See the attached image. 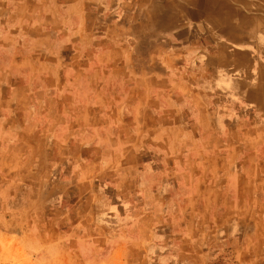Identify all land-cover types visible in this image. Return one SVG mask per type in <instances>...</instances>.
<instances>
[{"label":"crops","instance_id":"0c3cea01","mask_svg":"<svg viewBox=\"0 0 264 264\" xmlns=\"http://www.w3.org/2000/svg\"><path fill=\"white\" fill-rule=\"evenodd\" d=\"M243 1L0 0V259L208 264L233 225L264 247V1ZM172 185L215 204L173 210Z\"/></svg>","mask_w":264,"mask_h":264},{"label":"rangeland","instance_id":"374dc122","mask_svg":"<svg viewBox=\"0 0 264 264\" xmlns=\"http://www.w3.org/2000/svg\"><path fill=\"white\" fill-rule=\"evenodd\" d=\"M32 138V137H31ZM35 139V141H39V137H33ZM50 138V137H49ZM1 144L4 143V140L0 141ZM5 144V143H4ZM23 154V153H21ZM158 155L160 156L159 159V163L161 164V167L166 166L165 164V158L166 157V153L163 152H158ZM23 158V157H22ZM48 159L53 163L55 162L53 157H52V153L50 155H48ZM55 168H49L48 172L51 175V171L53 172V178L52 180H55L56 177L58 178H65L69 176V167H65V168H58L56 171L54 170ZM205 169L203 167H199L196 169H187L186 170V174H191V172H196L198 173V175H203L205 174ZM184 167L183 164L180 162H176L175 167H171L170 169L166 170L165 167L161 168V173L163 172L164 175H167L168 172H170V175H173V177H182L184 174ZM82 179V178H81ZM84 182L85 180L82 179ZM96 184H92V183H82V182H77V183H72L71 187L69 190H74V191H80L83 190L87 191L90 190L92 191L94 188V190L96 192H103L106 190L108 183L105 182L104 180H96ZM175 190L179 191L178 189H180V196H178L176 199L171 200V201H164V206H168L172 208L173 210H177L180 208H183L185 206V203H188L189 206L192 207H210L211 204L214 205L215 201L214 200H210V199H200V200H193V201H186L185 200V195L183 194L184 190H185V186H174L172 185ZM54 187V186H53ZM188 187V186H187ZM69 188V187H68ZM67 188V189H68ZM66 188H64L62 191L63 193L67 191ZM61 191V190H60ZM61 193V192H60ZM207 197H209V193L206 194ZM67 197H56L55 200L51 198V200H49V207L50 208H71L72 205L74 204L75 200L72 199H68L70 198V196ZM115 201H112V205L114 204ZM224 204L227 201H222ZM97 203L101 206H110V201L109 200H103V199H99L97 200ZM229 205L231 204V201H228ZM213 207V206H212ZM2 218V217H1ZM4 218V217H3ZM181 217H176L174 220L171 219L169 222L168 226L169 228H165V234H167V231H169L170 229L175 228L176 230L179 229L178 224H182ZM168 223V222H167ZM173 225H176L173 226ZM171 227V228H170ZM208 229H211V226L208 227ZM234 231V232H233ZM246 231V227L243 225L239 226H231L230 231L226 232L229 238L227 240H225L222 243H220V246H216L215 248L212 249V255H210L209 257V263L208 264H264V247H260V245H257L255 247H247V243H248V239L250 238L248 233L245 232ZM251 235H253L250 232ZM259 234H262V232H259ZM258 232H256L254 235H259ZM210 243V242H209ZM213 244L217 245V241L215 240L212 241ZM227 245V246H226ZM0 264H6L5 261L3 260V258L1 257L0 259Z\"/></svg>","mask_w":264,"mask_h":264},{"label":"bare ground","instance_id":"6f19581e","mask_svg":"<svg viewBox=\"0 0 264 264\" xmlns=\"http://www.w3.org/2000/svg\"><path fill=\"white\" fill-rule=\"evenodd\" d=\"M245 1H247V0H245ZM245 1H243V2H245ZM264 1V0H263ZM262 1V2H263ZM238 2V1H237ZM234 3V2H233ZM261 5V4H260ZM253 12V11H252ZM221 13V12H220ZM225 13V12H224ZM249 18V17H248ZM217 21V20H216ZM231 22V21H230ZM217 23H218V21H217ZM247 23V22H246ZM262 23V22H261ZM225 28V27H224ZM243 86V85H242ZM254 90V89H253ZM248 92H250L249 90H248Z\"/></svg>","mask_w":264,"mask_h":264}]
</instances>
